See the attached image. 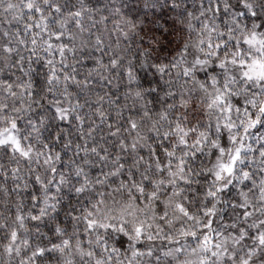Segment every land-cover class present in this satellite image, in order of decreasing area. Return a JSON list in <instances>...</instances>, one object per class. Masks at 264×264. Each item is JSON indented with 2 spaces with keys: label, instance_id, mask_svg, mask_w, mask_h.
Listing matches in <instances>:
<instances>
[{
  "label": "snow or ice",
  "instance_id": "obj_1",
  "mask_svg": "<svg viewBox=\"0 0 264 264\" xmlns=\"http://www.w3.org/2000/svg\"><path fill=\"white\" fill-rule=\"evenodd\" d=\"M0 6L8 24L2 59L29 73L33 56L48 66L49 91L63 85L66 98L51 104L60 122L76 113L85 132L69 81L86 86L94 73L112 85L126 76L122 97L106 94L116 115L96 109L108 142L88 145L89 126L68 157V174L58 166L67 153L57 148L72 139L57 133L63 144L55 145L34 127L36 141L25 143L19 120L0 104V153L19 157L0 180L6 264H257L264 257V0ZM77 68L88 76L77 79ZM31 88V77L0 80V91L21 97L13 112L31 107L24 100L37 94Z\"/></svg>",
  "mask_w": 264,
  "mask_h": 264
},
{
  "label": "clouds",
  "instance_id": "obj_2",
  "mask_svg": "<svg viewBox=\"0 0 264 264\" xmlns=\"http://www.w3.org/2000/svg\"><path fill=\"white\" fill-rule=\"evenodd\" d=\"M128 3L133 4L137 7L141 6L142 2H146V0H127ZM189 3L192 0H188ZM159 3L163 4L164 0H159ZM0 10L3 13L4 9L0 6ZM159 12V8L156 9ZM151 15V13H149ZM7 18V17H6ZM3 27H8L7 25ZM0 27V34H2V28ZM115 35V34H113ZM159 39V37H158ZM30 48V46H29ZM99 54V53H97ZM131 55L136 54V50L133 49L130 53ZM19 55L27 57L28 52L24 50V46H20ZM46 55V53H45ZM33 61L31 66V72L27 71V65H25L24 69H20L19 65L16 67H12L9 64L5 63L2 59V50H0V80L11 78L13 80L16 79V76H22L24 80L29 79L31 77L32 80V88L30 91H34L37 94L32 97H24V100L31 104L30 108H24L21 112H13L12 107H20L21 97L18 95L15 98L8 96V93L0 91V104L7 103L9 105L8 114L15 116L20 122V134L27 139L25 143L35 142L37 133L33 131V128L39 129V134L41 138H48V142H54L55 145H62L63 141L56 139L57 133L62 132L64 134L65 140L71 138L73 144L69 146L68 149H64L62 147L57 148V151H66L67 155L59 162L58 166H62L65 170V174L71 170V165L68 164V157L73 155L72 149L74 148L76 143L82 142L85 139V133H87V128L91 126L93 131L91 133H87V143L91 145L93 141L96 143H105L108 142L109 138L107 136L108 129L106 128L105 123L101 122V118L99 117L96 109L101 108L106 113H110L113 117L116 115V109L114 106L109 104V96L106 95L109 92L114 93L116 96H121L125 90L126 86V76L124 77V81H118L113 79V84H106L105 80L101 79L100 76L95 75L94 73L89 77V84L86 86H77L73 81H69L70 91L73 93H78L80 99V107L77 109L79 115L85 121V132L81 133L79 131L80 122L75 119L76 113H73V119H67L63 122H60L58 119L54 118L52 115V111L54 109L51 108V104L54 100H66V98L61 95V91L63 89V85H58V91L50 92L49 88L51 85L48 84L45 76V72L47 71L48 66L46 64H42L41 61L33 56ZM126 62V61H125ZM81 64L86 66H90V62L87 60H81ZM105 63H107V59H105ZM68 67V66H65ZM72 67H76L73 65ZM59 70V69H58ZM117 73L120 72L119 69L116 70ZM77 79L83 80L88 73L85 68H77ZM62 75V73H61ZM103 75L108 76V72H104ZM120 83L119 89H117L114 85ZM84 88H90L92 91H85ZM21 93L23 90H19ZM104 96V100L102 103L98 104L96 102V94ZM8 96V99L5 100L4 97ZM77 97L74 95L73 99ZM127 109L125 110V114ZM44 117V119H41ZM108 117H104V121H107ZM3 121H0L2 124ZM69 129L71 131H69ZM51 134V135H49ZM255 139V137H253ZM261 143H264L262 141ZM255 147H259L260 145H254ZM83 155V153H81ZM19 160L18 156H14L9 154V156H4L0 153V180H3V171L7 169L9 172L11 168L14 166V161ZM22 167H25L22 165ZM37 165L33 163L32 168L35 170ZM9 182H11V177H9ZM3 252L2 247H0V253ZM7 257L0 255V264H6ZM257 264H260L261 260H264V257L257 256L256 257ZM11 264H18V258L13 259Z\"/></svg>",
  "mask_w": 264,
  "mask_h": 264
},
{
  "label": "trees",
  "instance_id": "obj_3",
  "mask_svg": "<svg viewBox=\"0 0 264 264\" xmlns=\"http://www.w3.org/2000/svg\"><path fill=\"white\" fill-rule=\"evenodd\" d=\"M0 21H3V24H0V27H3L5 25L8 26L7 24V18H6V14L2 12V10H0ZM17 25L15 24V22L11 25V27H16ZM20 27H22V24L19 25Z\"/></svg>",
  "mask_w": 264,
  "mask_h": 264
}]
</instances>
